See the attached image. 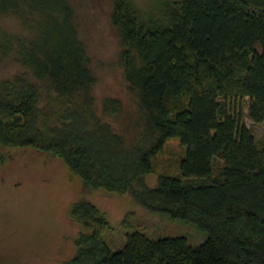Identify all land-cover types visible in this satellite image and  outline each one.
I'll return each instance as SVG.
<instances>
[{
    "label": "trees",
    "instance_id": "16d2710c",
    "mask_svg": "<svg viewBox=\"0 0 264 264\" xmlns=\"http://www.w3.org/2000/svg\"><path fill=\"white\" fill-rule=\"evenodd\" d=\"M108 1L132 125L106 121L119 99L96 100L73 0H0V146L58 157L85 188L128 193L206 238L192 246L132 231L112 250L105 214L78 200L66 264H264V141L237 109L246 99L249 119L264 122V0H178L157 20ZM170 139L183 147L177 174L149 188L143 177Z\"/></svg>",
    "mask_w": 264,
    "mask_h": 264
},
{
    "label": "rangeland",
    "instance_id": "374dc122",
    "mask_svg": "<svg viewBox=\"0 0 264 264\" xmlns=\"http://www.w3.org/2000/svg\"><path fill=\"white\" fill-rule=\"evenodd\" d=\"M76 24L81 40L91 57L96 75L94 95L117 98L121 113L107 122L118 131L132 125L136 98L123 81L118 65L119 41L110 27L108 0H73ZM140 16L160 19L167 3L178 0H129ZM243 113L242 123L260 144L264 141V122L254 123L247 115L248 101L237 107ZM0 264H66L74 254L73 239L80 227L68 213L72 203L83 200L104 213L111 229L105 233L112 250L118 249L127 233L139 231L149 238L180 236L192 246L205 240V235L192 226L168 217L152 214L133 197L87 189L70 174L62 159L41 153L31 147L0 146ZM183 147L177 139L166 142L153 159V172L143 177L153 188L160 174L175 175ZM215 167L219 161H215Z\"/></svg>",
    "mask_w": 264,
    "mask_h": 264
}]
</instances>
